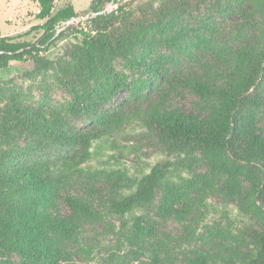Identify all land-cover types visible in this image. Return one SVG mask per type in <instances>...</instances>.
<instances>
[{"label":"trees","instance_id":"1","mask_svg":"<svg viewBox=\"0 0 264 264\" xmlns=\"http://www.w3.org/2000/svg\"><path fill=\"white\" fill-rule=\"evenodd\" d=\"M34 1L38 7L35 18L42 24L32 29L41 30L42 35L30 44L0 34V71L29 61L36 69L51 67L53 63L44 53L65 37L56 33L55 26L77 17L70 5L52 15L56 0ZM106 2L119 0H94L89 7L95 15L89 22L92 29L79 30L78 41L63 45V59L57 62L63 76L81 89L96 85L101 101L117 91L112 62L127 60L133 52L150 45L176 47L177 37L168 35L169 19L191 12L194 5L193 0H164L156 9L141 2L100 14ZM229 54L220 62L224 70H208L189 80L190 91L207 103L204 115L152 109L144 119V127L168 154L197 152L204 157L208 171L226 176L221 192L237 202L239 212L255 224L242 231L238 248L223 247L226 256L199 252L189 264H264V45H242L230 49ZM83 109L77 98L69 112L78 117ZM100 135L76 131L60 113L26 107L17 100L11 99L2 109L0 264L10 262L13 256L18 264L72 261L67 245L81 238L84 223L99 220L100 215L93 200L67 195V188L70 175L86 160L93 140ZM65 149L72 153L62 160L47 157L46 152ZM168 168V163L154 166L133 191L113 195L108 210L123 216L150 204ZM213 178L204 175L197 182L212 192L216 185ZM241 180L247 184L245 196ZM165 191L172 193L168 188ZM169 200L167 197L165 203ZM62 204L69 210L66 215L60 209ZM162 207L164 212L167 208Z\"/></svg>","mask_w":264,"mask_h":264},{"label":"rangeland","instance_id":"2","mask_svg":"<svg viewBox=\"0 0 264 264\" xmlns=\"http://www.w3.org/2000/svg\"><path fill=\"white\" fill-rule=\"evenodd\" d=\"M93 1L56 0L52 15L70 5L77 17L61 31L65 37L44 53L51 67L36 69L29 61L0 71V116L13 99L46 113H60L76 131L102 133L70 175L66 194L93 200L100 218L84 223L81 238L67 245L69 264H189L199 252L226 256L223 247L238 248L242 231L255 224L221 192L226 176L208 171L197 152L168 154L144 127V119L152 109L204 115L207 103L190 91V78L224 70L220 62L229 57L230 49L264 45V0H193L191 12L169 19L168 35L177 37L176 47L150 45L127 60L112 62L117 91L106 101L99 100L96 85L81 89L57 67L62 46L78 41L79 30L92 29ZM141 2L157 9L164 0H119L117 8L106 2L100 14ZM37 11L34 0H0L1 36L34 44L42 35L32 29L42 24L35 18ZM77 98L84 109L73 117L69 107ZM262 119L264 126V112ZM71 153L46 152L52 160ZM166 163L169 168L150 204L123 216L108 210L113 195L130 193L154 166ZM204 175L215 176L214 191L197 182ZM240 186L245 196L247 184L241 180ZM167 197L171 200L165 203ZM162 206L167 208L164 212ZM60 209L64 215L69 211L64 204ZM6 264H18V259L13 256Z\"/></svg>","mask_w":264,"mask_h":264},{"label":"built area","instance_id":"3","mask_svg":"<svg viewBox=\"0 0 264 264\" xmlns=\"http://www.w3.org/2000/svg\"><path fill=\"white\" fill-rule=\"evenodd\" d=\"M109 4L114 5V8H117V5H118V3H113V2H109ZM68 24H69L68 21L58 23L55 26L56 33H60Z\"/></svg>","mask_w":264,"mask_h":264}]
</instances>
